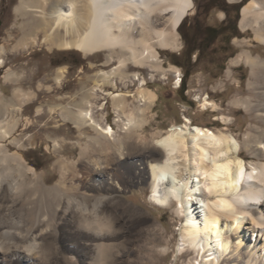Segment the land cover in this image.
<instances>
[{
    "label": "bare ground",
    "instance_id": "obj_1",
    "mask_svg": "<svg viewBox=\"0 0 264 264\" xmlns=\"http://www.w3.org/2000/svg\"><path fill=\"white\" fill-rule=\"evenodd\" d=\"M194 4V0H20L15 11L24 20L19 24L22 36L15 48L38 45L42 39L50 49H79L86 54L106 50L107 62L118 57V68L94 74L90 88L82 85L80 99L48 102V113L43 111L44 105L37 109L38 118L60 111V116L81 134L89 126L96 132L88 136L89 145L102 151L114 150L118 162L115 169L108 170V158L87 156V148L82 147L80 155L88 161L84 168L71 169L66 159H60L61 179L48 185L21 152L26 140L32 143L35 137L18 133L21 118L13 114L22 95L33 92H25L22 75L9 70L5 79L18 85L13 98L0 99V263L7 259L6 264H40L42 240L48 231L57 239L67 232L72 239L88 240L87 246L94 251L96 241L108 238L96 227L107 219L100 209L103 199H115L130 181L149 178L151 200L161 207L175 204L184 218L179 250L196 252L193 264H264V160L246 159L241 154L242 142L226 131L227 126L215 130L185 115L183 122L153 136L154 144L165 156L160 159L146 154L138 163V159L127 157L128 145L116 139L114 126L104 118L96 119L94 114L96 90L102 91L104 85L116 89L112 78L120 73V78L127 79L125 68L130 63L150 65L163 74H181L180 67L173 63L169 68L164 66L160 49L181 47L179 26ZM241 12L243 29L253 21L258 25L256 38L264 43V0H250ZM5 52L6 45H0V69L5 66ZM241 62L251 67L252 77H264L262 57L241 51L231 59V66ZM228 68L230 73L232 68ZM65 75V67L60 66L54 76L56 84H61ZM133 75L139 78L140 74ZM140 82L137 95L108 91L119 116L117 124L125 136L137 140L142 139L148 112L153 111L159 97L144 76ZM41 88L42 84L38 85V90ZM261 93L264 96V90ZM130 95L140 100L138 114L128 111ZM201 105L205 110L217 107L209 96L201 100ZM222 119L227 124L230 117L223 115ZM46 124L44 127L50 125V119ZM48 136L55 148L63 146L59 138ZM250 136L247 133L245 148L253 141ZM68 174L72 176L70 188L87 178L85 186L92 196L68 192L64 183ZM133 229L130 225L126 232Z\"/></svg>",
    "mask_w": 264,
    "mask_h": 264
},
{
    "label": "rangeland",
    "instance_id": "obj_2",
    "mask_svg": "<svg viewBox=\"0 0 264 264\" xmlns=\"http://www.w3.org/2000/svg\"><path fill=\"white\" fill-rule=\"evenodd\" d=\"M249 1L194 0L193 9L179 29L181 47L174 50L160 49L164 66L169 68L171 63L179 66L180 75L177 76L171 71L163 74L152 70L150 65L136 66L130 63L125 68L129 74L127 79L120 78V73L112 78V81L116 82V89L112 85H104L102 91L96 90L99 99L93 100L95 117L104 118L105 122L114 126L116 139L124 140L128 145V158L138 159L140 163L147 155L151 158L164 157L165 152L154 144L153 136L165 133L174 123L183 122L187 115L194 123L215 130L227 126L226 131L242 142L241 154L246 159L264 160V148H257L264 145V96L261 93L264 90V77L260 74L252 77L251 67L244 62L231 66V59L241 51H248L264 59V43L256 38L255 28L258 25L252 21L243 29L240 22L242 7ZM19 3L20 0H0V45H6V52L2 55L5 66L0 69V99H11L15 96L14 89L18 83L5 79L9 70L22 75L20 82L25 92H33L22 95L24 103L22 99L16 105L22 109L16 107L13 113L15 117L21 118L18 133L35 137L32 143L26 140L21 152L29 164L44 176L48 185H54L61 179L62 171L58 165L60 159H66L71 169L81 171L84 168L88 161L85 156L80 155L82 147L87 148V156L108 158L105 160L109 165L107 169H115L118 161L114 150L102 151L89 145L88 136L96 135L89 126H85L83 130L86 133L81 134L70 121L60 116V111L54 116L46 114L43 118H38L37 109L39 105H44L43 111L48 113V106H45L48 102L80 99L82 85L87 84L90 88L94 83L90 78L94 74L101 70L118 68V57L107 62L109 51L106 50L86 54L79 49H50L49 44L42 42V39H39L38 45L15 48L22 36L19 24L24 20L15 11ZM208 25L219 27L222 32L211 45L206 46V42H201L200 32L205 31ZM183 33L191 42L190 46ZM195 46L201 49L192 52L191 49ZM60 66L65 67L66 75L61 79V84H56L54 76ZM228 67L232 68L230 73L227 71ZM135 72H139L140 79L134 77ZM186 73H189L187 85L186 89L182 90L178 82L181 77L185 79ZM143 76L148 80V86L155 89L159 97L153 111L148 112L149 121L143 130L142 139L137 140L135 137L125 136L121 125L117 124L119 116L108 91L123 90L137 95V88L140 87ZM40 84L43 88L38 90ZM50 85L52 87L49 90L47 88ZM206 96L216 102V108H202L201 100ZM138 100L137 96H129L131 108H128V111L134 110L138 114ZM223 115L230 117L229 123L223 122ZM48 119L50 125L44 127ZM247 133H251L253 141L245 148ZM48 135L59 138L63 146L55 148ZM64 181L68 192H73L76 196H92V191H88L85 186L87 178L83 184L73 188H70L72 176L68 174ZM151 192L149 178L133 180L117 192L115 199H103L104 203L100 209L107 219L103 224H96V227L99 232L108 235V238L96 241L95 245L98 246L94 251L87 246L88 240L72 239L66 235V231L57 239L48 231L42 240L39 263L193 264L192 261L197 257L196 252L189 249L179 250L180 230L184 218L177 211L175 204L170 207L157 205L150 198ZM79 225L84 227L85 224L80 222ZM130 225H133L134 229L126 232ZM6 262L7 259L0 264Z\"/></svg>",
    "mask_w": 264,
    "mask_h": 264
},
{
    "label": "trees",
    "instance_id": "obj_3",
    "mask_svg": "<svg viewBox=\"0 0 264 264\" xmlns=\"http://www.w3.org/2000/svg\"><path fill=\"white\" fill-rule=\"evenodd\" d=\"M185 21V20H184ZM184 21L181 23V25L179 26V29L182 28ZM221 29L219 27L213 26V25H208L205 28V31L200 32L202 39L201 42H206V46L211 45L221 34ZM185 38V40L188 42V45H191V42L187 39L186 34H182ZM208 41V42H207ZM201 48L198 46L192 47V52L195 50H200ZM191 52V54H192ZM178 64V63H177ZM185 79L182 78V83L179 85L181 87L182 90L186 89V85H187V77L189 76V73H186L185 75Z\"/></svg>",
    "mask_w": 264,
    "mask_h": 264
},
{
    "label": "built area",
    "instance_id": "obj_4",
    "mask_svg": "<svg viewBox=\"0 0 264 264\" xmlns=\"http://www.w3.org/2000/svg\"><path fill=\"white\" fill-rule=\"evenodd\" d=\"M180 81H182V77L180 78Z\"/></svg>",
    "mask_w": 264,
    "mask_h": 264
}]
</instances>
